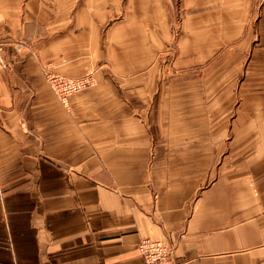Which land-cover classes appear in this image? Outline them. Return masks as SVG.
<instances>
[{
    "label": "crops",
    "instance_id": "crops-1",
    "mask_svg": "<svg viewBox=\"0 0 264 264\" xmlns=\"http://www.w3.org/2000/svg\"><path fill=\"white\" fill-rule=\"evenodd\" d=\"M57 3L53 15L47 0H0V35L32 43L0 65V264H145L144 237L171 242L177 264H264V0H212L226 19L202 31L210 53L237 39L186 82L228 84L218 74L232 62L245 74L205 93L154 92L140 62L110 75L113 28L70 29L100 50L69 69ZM30 51L94 85L63 105Z\"/></svg>",
    "mask_w": 264,
    "mask_h": 264
},
{
    "label": "rangeland",
    "instance_id": "rangeland-1",
    "mask_svg": "<svg viewBox=\"0 0 264 264\" xmlns=\"http://www.w3.org/2000/svg\"><path fill=\"white\" fill-rule=\"evenodd\" d=\"M214 1L220 3V0ZM103 2L104 0H101V3H96L95 0H67V12L62 13L65 16H62L59 21L58 19L54 21L57 23L55 25L58 27L57 33L64 34L62 33L64 30L65 33H68L69 39L71 38L69 46L64 50L66 58L69 61L72 58L68 64L69 69L74 67V60L77 58L81 59L82 56L91 58L100 50H95L89 46L91 43L86 42V40L90 37L79 35V32L71 36L70 29L79 28V31L82 28H100L102 30L113 28L116 30L112 37L114 47L109 50L115 55L122 67L115 69L114 73L110 75H124V70L129 68H124L123 64L128 62H133V66L140 62L139 68L133 69V71L140 70L138 73L154 66L155 75L154 73L150 74V76L153 74L157 77V80L155 78L157 85L154 84L153 86L157 87L153 90L154 92H168L173 87L187 91L188 85L200 88L203 93L218 92L225 90V87H232L230 89L233 90L236 79H239L243 70L245 74V68H239L235 66V62H232L230 66H225L222 69V73L218 74V76L227 78L228 84L218 83L216 88H213V85H204L203 80L199 79L196 82L192 80L193 82L190 84L186 82L188 77L201 76L222 53H225L228 47L236 42L237 38L228 39L229 41L219 47L218 51L210 53L208 49L207 41H211L213 38L205 37L202 31L204 28L223 27L226 18L224 19L225 14L219 11L220 4L213 5L212 0H111L110 14L108 15V5ZM46 7L49 8V12L53 11V15H59L58 7L60 5H58L57 0H47ZM98 7H101L105 13L99 14L96 11ZM215 38L220 40L218 36ZM24 48L31 49L32 43L21 39L7 40L0 35V65L8 69L7 52L9 50L17 52ZM101 49L104 50V48ZM32 54L41 61L40 66L44 80L57 99L65 106L68 105V99L71 95L79 93L95 83L94 75L90 71L80 76H73L67 74L69 72L63 69L58 70L50 61H42L38 52H32ZM74 69L75 67L71 70ZM64 77L71 79L87 77L90 79V83L62 99L59 95H61L62 78ZM109 86L113 88L111 90L113 94H116V96L112 94L114 98L123 99L127 85L116 81ZM132 86L135 90L138 85L132 83ZM204 118L208 119V117L197 116L196 121L203 122ZM164 241L171 245L172 261L175 262L172 243L167 240ZM175 263L177 264V262Z\"/></svg>",
    "mask_w": 264,
    "mask_h": 264
},
{
    "label": "built area",
    "instance_id": "built-area-1",
    "mask_svg": "<svg viewBox=\"0 0 264 264\" xmlns=\"http://www.w3.org/2000/svg\"><path fill=\"white\" fill-rule=\"evenodd\" d=\"M90 83L89 78H62L60 98L65 99L66 95L76 92ZM137 252L145 264H176L172 261V247L163 239L142 238L136 247Z\"/></svg>",
    "mask_w": 264,
    "mask_h": 264
}]
</instances>
